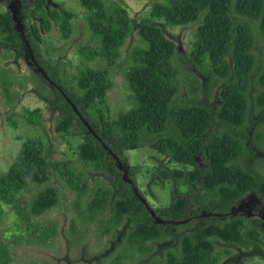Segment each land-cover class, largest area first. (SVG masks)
<instances>
[{
	"label": "trees",
	"instance_id": "16d2710c",
	"mask_svg": "<svg viewBox=\"0 0 264 264\" xmlns=\"http://www.w3.org/2000/svg\"><path fill=\"white\" fill-rule=\"evenodd\" d=\"M79 1L86 11L91 42L96 45L83 46L79 51L84 66L78 70V92L66 87L65 95L56 93L57 99L52 101L61 117L56 129L83 137L79 146L81 161L93 165L104 179L111 178L108 181L112 186L95 189L86 208L78 205L82 218L106 231L121 226L126 232L122 237L127 234L130 255L148 253L135 264H245L255 258L264 262V229L259 232L243 218L227 214L248 193L258 194L264 202V176L254 170L251 161V147L264 144V128L259 129L263 124L259 117L264 115V44H260L264 41V0H153L152 16L139 22L128 16L122 0ZM30 12V2L24 1V25ZM195 22L199 26L194 54L189 59L180 51L178 55L193 65L194 75L204 78L200 82L201 95H176L175 47L165 33L169 26ZM135 29L143 45L132 48L130 60L134 63L126 71L131 109L120 120H111L108 114H102L112 86L107 69H93L89 64L98 58L110 64L118 60L127 35ZM33 37L40 38L37 28L33 29ZM27 39L37 60L50 71L36 39L29 35ZM4 49L23 51L9 9L0 12V50ZM4 81L7 92L11 79ZM67 99L97 136L88 133L84 122L79 123L77 133L70 131L76 114ZM248 126L253 128L251 144L244 139V128ZM144 147L162 153L182 168H157L154 173L161 172L174 186L180 179L185 180L191 192L176 194L174 190L170 206L153 208L163 220L181 224H157L141 198L118 174L109 153L123 160L124 151ZM43 149L35 141L24 143L18 160L0 178V225L8 206L17 216L21 231L8 243H0V264H17L12 245L30 240L43 243L53 235L50 225L43 229L31 219L55 205L58 192L46 188L28 205L19 198L28 187L49 181L50 161ZM64 170L67 183L81 200L87 190L85 175ZM130 178L137 186L132 172ZM202 212H220L225 220L203 219L209 224L196 226L193 216ZM152 243H161L162 247L155 249ZM124 257H115L111 264H123ZM222 257L226 258L220 263Z\"/></svg>",
	"mask_w": 264,
	"mask_h": 264
},
{
	"label": "rangeland",
	"instance_id": "374dc122",
	"mask_svg": "<svg viewBox=\"0 0 264 264\" xmlns=\"http://www.w3.org/2000/svg\"><path fill=\"white\" fill-rule=\"evenodd\" d=\"M59 1L64 4L67 10L76 14L75 25H73L69 38L60 36L56 30L43 28L44 39H51L56 47L61 46L60 51H51L48 54L44 50V54L45 57L50 55L51 60H55L59 54L66 55L65 67L61 76L75 84L77 71L84 66V62L76 50H79L80 46L81 48L86 45L95 46L96 42H91L86 11L81 2L79 0H67V3L65 0ZM122 1L131 19L139 21L141 18L153 14V0ZM42 3L43 0H39L36 9L33 7V13L36 16H42L43 11L40 5ZM8 4L0 1V12H5L8 9ZM157 20L163 21V19ZM198 26L199 22L187 26H169L165 33V36L173 42L176 48L173 56L174 66L178 72L175 80L176 95L184 92L189 96L201 95V77L194 75L191 72V64L188 61L180 60L178 55V51H180L186 54L189 59L194 54ZM260 44H264V41L261 40ZM133 46L134 44H129L126 39L118 60L110 64L102 58H98L89 64L93 69H107L112 86L107 92L102 114H108L111 120H120L131 109L130 97L132 93L126 80V71L134 63L130 62V48ZM24 55L25 51L23 53L22 51L0 50V178L18 160L23 144L35 141L38 145L43 146V154L54 152L53 160L56 164H64V166L67 165V167L82 171L81 173L85 174L87 190L80 200L77 192L71 189L68 181L56 167L52 171V176L49 175V181L34 184L19 194V198L28 205L46 188H54L58 191L56 205L45 210L41 216L32 218V221L38 225L52 224L55 228L53 235L43 243L30 240V242L23 241L12 245L11 253L15 263L111 264L110 261L113 257L124 254L123 264H135L148 253L135 252L130 255L129 241L118 248L117 246L112 247L117 238L114 229L118 227H112V230L106 231L101 229L96 222L84 220L79 213L78 205L82 206L81 209L86 208L92 200L95 189L112 186L108 180L101 176L92 175L95 170L93 165L80 161L79 146L83 142L82 136L55 131L59 113L50 109L46 102L50 95L49 90L26 62ZM5 78L11 79L7 92ZM90 112L95 113L93 109H90ZM28 116L30 119L27 118ZM128 154L131 166H134L136 170L138 187L152 208L170 206L174 190L177 191L176 194L191 192L185 180L180 179L174 186L169 179L163 178L161 172L154 173L157 168L163 170L169 167L177 170L182 169L177 163L168 161L169 159L163 154L149 147L136 149ZM160 158L164 159L160 160ZM259 166L258 172L264 173V163ZM18 223L19 220L13 209L5 206V218L0 225V243H8L11 241L12 235H18L21 232L17 228ZM152 244L157 249L161 243ZM225 258L222 257L219 262H223ZM245 264H264V262L255 258L247 260Z\"/></svg>",
	"mask_w": 264,
	"mask_h": 264
},
{
	"label": "flooded vegetation",
	"instance_id": "af4514ba",
	"mask_svg": "<svg viewBox=\"0 0 264 264\" xmlns=\"http://www.w3.org/2000/svg\"><path fill=\"white\" fill-rule=\"evenodd\" d=\"M0 1L3 2V3H6V4H8L10 2V0H0ZM24 1L30 2V4H31V12H30V16L31 17L30 18L28 17L26 19V23L27 24H25L26 25V32H27L26 35L27 36L29 35L32 39L35 40L36 38L33 37V29L35 30L37 28L38 34L40 35V38L36 39L35 43H36V45L39 46L40 51H41V58L44 61V64L49 68L50 71L47 72L45 70V68L40 64V61L37 60L35 54H34V61H32V63L29 64V66H31L32 70H34V72L40 77L41 81L45 84V87H47V89L49 90L50 95L46 99V102L49 105L50 109H53L55 112L59 113V119H58V121L56 123V126H57L59 120L61 119L60 111L58 110L57 107H55L52 104V101L57 99L56 93H60L62 95H65L64 89L66 87L72 88L75 92H78V71H77V74H76V83L75 84L72 83L68 78H64V77L61 76L62 70L65 67V62H66L65 61V57H66V55L63 56V55L59 54L55 58V60L54 59L51 60L50 59V55L49 56L46 55V57H45V54H44L45 51L48 52V54H50L51 51L52 52H57V51L61 50V46L56 47V44H54L51 39H44V34L42 32L43 31L42 29L43 28H50L51 30H56L60 36H62L64 38H69V36L71 35L72 30H73V25H75L74 22H75V19H76V14L73 13V12H70L69 10H67L65 8L64 4L61 1H59V0H43V3L40 4L42 6V11H43L42 16H36L33 13V7L36 9V4L38 3L39 0H24ZM65 2L67 3V0H65ZM136 21H138V20H136ZM135 32L137 34V30L136 29L133 31V33L128 34L127 37H126L127 41H129V44H131V43L134 44V46L130 48L131 50H132V48L135 49L138 46V44L139 45H143V43L139 42L140 41L139 36L136 35ZM126 39H125V41H126ZM45 40H46V44H45ZM28 42H29V45L32 47V45L30 44L29 39H28ZM124 44H125V42H124ZM124 44H123V46H124ZM122 47H121V49H122ZM80 49H81V46H80L79 50L78 49L76 50V53L78 55H79ZM121 49H120V51H121ZM6 50H8V49H6ZM9 50L15 51V50H12V49H9ZM22 52L24 53V48H23ZM191 66H193V65H191ZM196 76L201 77V75H196ZM201 78L204 80L203 77H201ZM110 82H111V80H110ZM213 91L217 92V88H214ZM39 96L41 98H43V96H41V95H39ZM215 98H216V96H215ZM215 98H213L212 101L215 100ZM212 101L210 100L209 102H212ZM67 102L70 104L71 108L73 109L74 113L76 114V117L74 119H72V121L70 122V125H71L70 131H73V132L77 133L78 132V127H80L79 123L80 122L83 123V118L84 117L80 114V112L78 111V108L76 107V105L74 103H72V101L67 99ZM259 118H261V120L263 121V124L259 127V129L263 130V128H264V115L260 116ZM128 120L129 119H127V121ZM250 121H251V119H250ZM56 126H55V131L60 133V131H58L56 129ZM244 129L246 130V133L244 134V139H246L245 143L246 144H249V143L251 144L252 141L249 138H251V136H252L253 128L248 126V127H245ZM247 139H249V140L247 141ZM258 147L259 148H257L256 146H254V147L252 146L251 147V149H252L251 161L254 164V170L255 171L259 170V168H260L259 164L262 165L264 163V144L263 145H258ZM129 152L130 151H124L123 152V154H122L124 156L123 160H121L117 155L116 156L121 161V163L126 164L128 166V168H129V176H130V173L132 172L133 176L136 178V176H137V174L135 172L136 170H135L134 166H131V163H130V161L128 159V156H129L128 153ZM110 154L114 158L115 165H116V167L119 170L118 174L122 177L120 168L118 167V162H117L116 158L113 156L114 153L111 152ZM47 155L48 156H47L46 160L50 161V162H47L48 163L47 171L49 172L48 174L52 176V171H53L54 168H56V163L53 160L54 152H48ZM164 157H166V156H164ZM79 159H80V157H79ZM163 159L164 158H160V160H163ZM197 159L200 161L201 165H203L200 157H198ZM80 161H81V159H80ZM52 162H53V165L51 166L50 163H52ZM65 168H67L69 173L81 174V172H82V171L75 170L74 168L67 167V165L64 166V164H62V165L59 164V168L58 169L60 170V173L62 174V176L65 177L66 180L68 178V174L65 172V170H64ZM259 173L262 176H264V173H262V172H259ZM92 175L96 176L98 174H96V172L94 170ZM102 178H104V177H102ZM110 179H106V180L110 181ZM112 179H114V177H112ZM88 180H89V178H88ZM190 189H191V187H190ZM188 193H186V194H188ZM249 197H252V199H251L250 204L247 206L246 205V201L249 199ZM143 198H144V196H143ZM243 202H245V204H242ZM56 203H57V201H56ZM56 203H55V205H56ZM142 203L145 204L143 201H142ZM148 204H149V202H148ZM240 204H242L243 208L249 209V212H251V213L249 214L248 212H245V211L244 212H238V213L234 214L235 215L234 217L243 218L246 224L251 225L255 229L259 230V232H260L261 229H264V202L262 201L261 197H259L258 194H256V193H248V194L245 195V197L242 200H240L237 203L236 206H233V207H238ZM55 205H53L52 207H54ZM52 207H50V208H52ZM150 207H152V206L150 205ZM50 208H48V209H50ZM78 208H79V206H78ZM232 208H231L230 211H232ZM48 209H46V210H48ZM208 214H210V215H208ZM227 214L232 215L230 212L227 213ZM227 214H224V215H227ZM222 216L223 215L220 212H207V213L206 212H202L201 214L193 216V218L196 219L195 220V225L199 226V225H201L203 223L209 224L208 221L216 219L218 217L222 218L223 220H225L224 219L225 217H222ZM32 218L34 219V218H37V217H33L32 216ZM203 219H207L208 221H203ZM31 221H32V219H31ZM170 222H172V221H170ZM33 223H35V222H33ZM40 226L44 229V226H46V225H40ZM48 226L51 229H55L52 224H48ZM117 227L118 228L114 229L116 231V234H117L116 243L113 244L112 247L117 246V248H118L119 246H122L123 244H125L126 241L128 243V238H127V234H126V238L122 237V235L124 233H126V232H122L121 231V226H117ZM52 232L54 233V231H52ZM149 243L151 244V242H149ZM160 247H162L161 244H160L159 248ZM114 258L115 257H113L112 259H114ZM112 259H111V261H112ZM111 261H110V263H111Z\"/></svg>",
	"mask_w": 264,
	"mask_h": 264
},
{
	"label": "water",
	"instance_id": "95a60500",
	"mask_svg": "<svg viewBox=\"0 0 264 264\" xmlns=\"http://www.w3.org/2000/svg\"><path fill=\"white\" fill-rule=\"evenodd\" d=\"M23 7H24V0H10V2L8 4V9L12 13V15H13V20L15 22V26H16L17 32H18L20 38L22 39V45H23V48H24V51H25V55H24L25 56V60H26V62L28 64H31L32 61H34V54H33V50L31 48V46L29 45L27 36L25 34V25L22 23ZM83 122H84V124L86 125V127L88 129V133H91L94 136H97V134L95 133V131L93 130V128L89 125L88 121H86L83 118ZM113 156L116 158V160L118 162V167L120 168L123 181L125 183H127L128 186L146 204L149 212L151 213L152 218L154 219V221L157 224L165 225L166 223H174V224H181V223H183V222H170V221H165L162 218H160L159 216H157L156 213L154 212V209L152 207H150L148 205V202L143 198V196L140 195V192H139L140 191V187H138V184L136 186L134 184L133 180L130 178L128 166L126 164L121 163V161L118 159V157L115 154H113ZM251 199H252V197H249V199L246 201V205L247 206L250 204ZM242 204H245V202H243ZM242 204H240L238 207H233V209L231 211V214L234 215L235 213L244 212V211L245 212H248L250 214L251 212H249V209L243 208ZM208 215H210V214H208Z\"/></svg>",
	"mask_w": 264,
	"mask_h": 264
}]
</instances>
